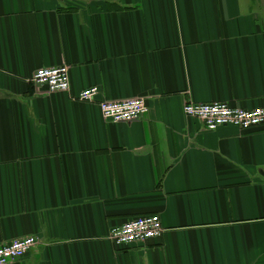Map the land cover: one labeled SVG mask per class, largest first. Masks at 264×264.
<instances>
[{"label":"crops","instance_id":"obj_1","mask_svg":"<svg viewBox=\"0 0 264 264\" xmlns=\"http://www.w3.org/2000/svg\"><path fill=\"white\" fill-rule=\"evenodd\" d=\"M62 64L70 90L35 92ZM213 101L264 107V0H0V244L38 240L11 264H264V127L183 111ZM151 213L159 238H107Z\"/></svg>","mask_w":264,"mask_h":264},{"label":"built area","instance_id":"obj_2","mask_svg":"<svg viewBox=\"0 0 264 264\" xmlns=\"http://www.w3.org/2000/svg\"><path fill=\"white\" fill-rule=\"evenodd\" d=\"M31 82L37 93L68 92L70 90L69 67L66 64L37 69ZM97 87L82 89L75 97L85 103H94ZM97 106L104 121L118 122L137 119L148 112L144 97H131L120 100H100ZM188 117L199 120L207 130L231 125L243 130L264 127V107L240 109L222 101L206 103H186L183 107ZM164 232L157 213L129 218L124 223L112 227L107 238L118 247L145 245L159 238ZM38 240L32 235L12 239L0 244V264H11L25 256Z\"/></svg>","mask_w":264,"mask_h":264}]
</instances>
